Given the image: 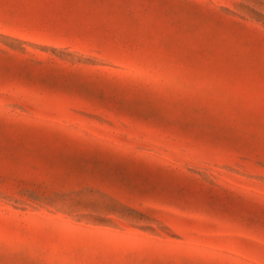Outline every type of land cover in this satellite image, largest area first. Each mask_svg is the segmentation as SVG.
I'll list each match as a JSON object with an SVG mask.
<instances>
[{
  "label": "rangeland",
  "instance_id": "obj_1",
  "mask_svg": "<svg viewBox=\"0 0 264 264\" xmlns=\"http://www.w3.org/2000/svg\"><path fill=\"white\" fill-rule=\"evenodd\" d=\"M0 264H264V0H0Z\"/></svg>",
  "mask_w": 264,
  "mask_h": 264
}]
</instances>
